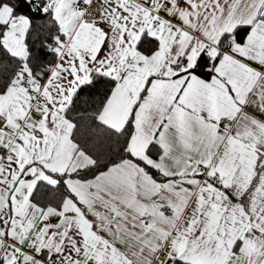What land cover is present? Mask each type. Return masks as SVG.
<instances>
[{"label": "snow or ice", "instance_id": "6c2138e0", "mask_svg": "<svg viewBox=\"0 0 264 264\" xmlns=\"http://www.w3.org/2000/svg\"><path fill=\"white\" fill-rule=\"evenodd\" d=\"M0 264H264V0H0Z\"/></svg>", "mask_w": 264, "mask_h": 264}]
</instances>
